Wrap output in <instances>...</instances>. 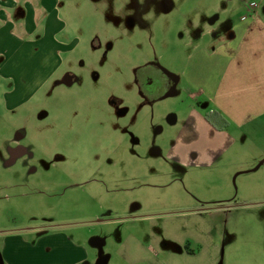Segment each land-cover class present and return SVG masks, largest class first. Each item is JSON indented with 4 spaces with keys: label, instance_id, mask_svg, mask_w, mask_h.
I'll use <instances>...</instances> for the list:
<instances>
[{
    "label": "rangeland",
    "instance_id": "374dc122",
    "mask_svg": "<svg viewBox=\"0 0 264 264\" xmlns=\"http://www.w3.org/2000/svg\"><path fill=\"white\" fill-rule=\"evenodd\" d=\"M252 1L264 18V0H59L57 70L22 103L0 70V264L4 241L36 264L54 244L73 247L57 264H264V158L247 139L192 164L182 78Z\"/></svg>",
    "mask_w": 264,
    "mask_h": 264
},
{
    "label": "crops",
    "instance_id": "0c3cea01",
    "mask_svg": "<svg viewBox=\"0 0 264 264\" xmlns=\"http://www.w3.org/2000/svg\"><path fill=\"white\" fill-rule=\"evenodd\" d=\"M58 2L0 0V58L4 59L0 70L22 85H29L26 90H19L18 85L16 93L17 97L22 95L21 103L32 97L42 77H50L60 64L57 42L52 38ZM247 12L249 15H242L221 42L214 40L212 47L198 44L197 62L192 64L190 54L182 69L190 97L197 104L190 107L185 125V131L192 132L186 141L199 147V151H192L196 158L191 163L197 167L213 165L240 140L247 139L251 141L249 146L253 145L264 158V18L259 10ZM212 112L223 116L225 123L220 128L206 119V114ZM13 245L11 255L7 254L9 245L2 243L1 264H36L32 257L23 255L26 248L20 241ZM46 248L38 246L35 256L46 259L47 264H57L49 257L73 251L68 245ZM65 263L66 259L62 264Z\"/></svg>",
    "mask_w": 264,
    "mask_h": 264
},
{
    "label": "flooded vegetation",
    "instance_id": "af4514ba",
    "mask_svg": "<svg viewBox=\"0 0 264 264\" xmlns=\"http://www.w3.org/2000/svg\"><path fill=\"white\" fill-rule=\"evenodd\" d=\"M144 77L145 78L143 79L139 77L138 86L145 94H149V92L161 91V89L164 87L165 78L163 75L158 74V75H153L149 77V71H146L144 73ZM189 245H190V241L180 244L179 245L181 249L180 251L182 252V248H184V250L188 252L187 253L188 255H195L196 251L194 249H191Z\"/></svg>",
    "mask_w": 264,
    "mask_h": 264
},
{
    "label": "trees",
    "instance_id": "16d2710c",
    "mask_svg": "<svg viewBox=\"0 0 264 264\" xmlns=\"http://www.w3.org/2000/svg\"><path fill=\"white\" fill-rule=\"evenodd\" d=\"M206 119L215 127L220 128L222 125V122L225 123L223 116L218 115L215 112L212 113H207L206 114Z\"/></svg>",
    "mask_w": 264,
    "mask_h": 264
},
{
    "label": "built area",
    "instance_id": "2783aa9c",
    "mask_svg": "<svg viewBox=\"0 0 264 264\" xmlns=\"http://www.w3.org/2000/svg\"><path fill=\"white\" fill-rule=\"evenodd\" d=\"M249 7H250L249 10H251V11H252L253 9L255 10V7H256L255 2H251Z\"/></svg>",
    "mask_w": 264,
    "mask_h": 264
}]
</instances>
